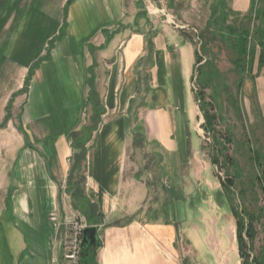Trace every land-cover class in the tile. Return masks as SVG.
I'll list each match as a JSON object with an SVG mask.
<instances>
[{"label":"crops","instance_id":"1","mask_svg":"<svg viewBox=\"0 0 264 264\" xmlns=\"http://www.w3.org/2000/svg\"><path fill=\"white\" fill-rule=\"evenodd\" d=\"M250 2L227 0L231 11L244 14ZM224 4L28 2L8 45V59L25 76L31 69V76L17 126L22 139L0 153V264H59L62 222L71 212L98 229L101 244L92 250L93 264H187L188 257L189 264H241L236 224L231 230L232 222L225 219H234L230 205L220 204L213 235L208 219L202 222V238L193 230L186 237L182 227L196 185L203 194L206 185L216 193L220 186L211 176L200 138L193 35L198 31L205 37L211 32L207 29L223 25ZM207 46L204 51L209 52ZM252 49L245 72L235 71L234 57L228 72L237 75L238 86L244 85V100L253 93L264 103V74L255 70L258 54ZM218 50L212 48L215 55L208 54V61L223 85ZM221 92L224 96L226 91ZM82 132L90 134L79 175L77 167L73 172L70 167ZM137 132L143 141L134 148ZM129 151L153 158L152 171H129L136 163ZM217 223L222 224L219 236ZM194 243L200 250L205 246L214 260L206 262L200 253L199 263ZM251 256L264 260V248L252 249Z\"/></svg>","mask_w":264,"mask_h":264},{"label":"rangeland","instance_id":"2","mask_svg":"<svg viewBox=\"0 0 264 264\" xmlns=\"http://www.w3.org/2000/svg\"><path fill=\"white\" fill-rule=\"evenodd\" d=\"M30 1L37 2V0H0V153H8L11 150L10 143L13 140L20 141L22 139L17 126L21 110L25 102H27L25 89L27 80L31 76V69L28 70L27 76H25L26 74L23 75V71L18 65L8 59V45L11 43L12 37H14L15 21ZM250 4V11L244 14L231 11L227 0H225L223 25L219 21L221 24H219L218 29H207L211 31H207L208 33H212L215 37L219 35V37L215 38L212 35H208L206 31L204 32L207 33L205 37H200L198 31L195 32L197 36L193 35V42L197 47V67L193 84L196 97H198L199 92L203 91V96L197 99L202 120L200 138L207 154L205 159L209 164L211 176L213 175L216 178L220 186L216 193V191L211 190V186L204 185L207 190L205 191L206 194H203L204 190L196 185V194L189 199V201L193 202V206H186L189 218L182 227L185 230L186 237H189V231L193 230V232H198V238H202L206 234L202 222L208 219L211 223L210 230L213 235L214 225L220 214L218 210L222 206L220 204H225L227 207L230 205L238 212L245 214L249 212L256 216L257 224L254 221V226L256 227L257 235L253 242V249L257 252L260 248H264L262 244L264 242V103H260L261 101L256 99L253 93L250 99L244 100L243 94H240L244 93V85L238 86L237 75L234 73L230 75V72H228L229 61L233 57L236 58V52L231 43L227 42L228 36L225 31L227 25L240 27L246 25L249 28V44L251 48H256L258 54L255 70L264 74V67L259 64L260 40L256 36V30L258 29L262 30L260 34L264 36V17H255L253 13L256 8L258 10L264 9V0H255L254 2L251 0ZM174 22L177 23L176 20ZM188 30L191 31L192 29L188 28ZM215 30H218V33H215ZM192 32L194 33V31ZM206 42L208 44L206 49L209 48V52L204 51L203 45ZM217 47L218 51H220L221 59H223L220 61V63H223L221 68L226 76L223 85L215 79L214 70L216 69L210 66L212 61L210 59L208 61L209 55H215V51H212V48L216 49ZM4 50H7V52H3ZM203 65L207 66V68L205 69ZM247 76L253 77L252 75ZM235 77L236 84L234 82ZM202 81L203 85L206 83L205 86L201 84ZM222 88L226 91L224 96H222ZM229 95L232 99L228 100L227 97ZM205 112H209L210 115L214 116L212 125L205 123ZM86 128H89V126ZM38 134L41 135V133ZM87 134H90V132H85L82 135L80 143L75 142L78 144V148H74L75 151L72 150L71 172H73L74 160L77 164L79 163L76 161L75 155H77L78 159L82 156L81 162L84 160V146ZM129 155L136 158L134 160L136 161L135 168L129 171H134L135 169L141 171L143 167H147L148 169L146 170L149 172L152 171L154 167L153 158L149 157L148 154L139 151H134L131 154L129 151ZM77 168L78 173L80 172L79 175H82L84 172L82 164H78ZM77 177L79 178L80 176ZM161 203L158 206H161ZM158 211L162 215L160 207H158ZM73 216L84 220L78 213L71 212L65 216L62 222L63 230L65 229L64 222ZM243 217L245 222H247V217ZM51 218H53V215ZM225 219L226 223L232 222L233 228L231 230H234L235 219L231 215H226ZM221 225V223H217L216 226L218 236L222 230ZM231 230H228L227 234H232ZM193 246L198 249L196 252L194 250L193 253L196 254L194 257L199 263L200 253L203 254L202 259L204 261L212 262L214 260V256L210 254L209 250L210 253L207 251L205 246L201 250L196 247L195 243ZM190 261L191 258L188 257L187 264Z\"/></svg>","mask_w":264,"mask_h":264},{"label":"trees","instance_id":"3","mask_svg":"<svg viewBox=\"0 0 264 264\" xmlns=\"http://www.w3.org/2000/svg\"><path fill=\"white\" fill-rule=\"evenodd\" d=\"M255 0H253L254 2ZM225 5V4H224ZM261 10V11H260ZM254 10L255 17L263 18L264 17V9ZM226 28V35L228 36L227 42L229 41L232 47L235 49L236 52V70L245 72L247 70L248 64L252 61L253 49L249 44V36L250 31L249 28L244 26H234V25H227ZM258 29V28H257ZM262 30H256V36L260 40V53H259V64L261 67H264V36H262ZM203 81L201 82V84ZM204 83L203 86H205ZM203 96V91L199 92L198 97ZM198 97H196L198 99ZM214 120V116L210 115L209 112H205V123L207 125H212ZM143 141V135L141 133H135L133 138V147L139 148ZM78 148V147H74ZM76 161L81 162L82 156L77 157L75 155ZM78 166L77 162L73 165V171ZM232 215L235 219L236 224V240L238 245L239 256L241 258V264H264V260L260 261L255 256H251V252L253 249V242L256 236V231L254 227V221H256V216L252 213L246 212L241 213L236 211L231 207ZM247 217V222H245L244 217ZM246 238V239H245ZM92 250L89 249L85 251V253L81 256V264H93V258L91 256Z\"/></svg>","mask_w":264,"mask_h":264},{"label":"built area","instance_id":"4","mask_svg":"<svg viewBox=\"0 0 264 264\" xmlns=\"http://www.w3.org/2000/svg\"><path fill=\"white\" fill-rule=\"evenodd\" d=\"M86 223L81 218H68L64 222L59 264H80V244Z\"/></svg>","mask_w":264,"mask_h":264},{"label":"water","instance_id":"5","mask_svg":"<svg viewBox=\"0 0 264 264\" xmlns=\"http://www.w3.org/2000/svg\"><path fill=\"white\" fill-rule=\"evenodd\" d=\"M97 230V227H86L84 229L80 244L81 256L85 251L89 249L95 250L100 246L101 243L97 235Z\"/></svg>","mask_w":264,"mask_h":264}]
</instances>
